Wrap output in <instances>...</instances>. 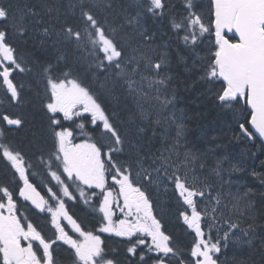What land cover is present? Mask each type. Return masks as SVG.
Returning <instances> with one entry per match:
<instances>
[{
    "label": "snow or ice",
    "instance_id": "snow-or-ice-1",
    "mask_svg": "<svg viewBox=\"0 0 264 264\" xmlns=\"http://www.w3.org/2000/svg\"><path fill=\"white\" fill-rule=\"evenodd\" d=\"M257 151L264 0H0V264H264Z\"/></svg>",
    "mask_w": 264,
    "mask_h": 264
},
{
    "label": "trees",
    "instance_id": "trees-1",
    "mask_svg": "<svg viewBox=\"0 0 264 264\" xmlns=\"http://www.w3.org/2000/svg\"><path fill=\"white\" fill-rule=\"evenodd\" d=\"M185 96H187L188 98L185 99ZM192 99H194V94H183L179 106H187L189 114L195 115L196 105L191 103ZM204 111L205 115L202 118L189 121L188 127L190 138L199 137L204 132H207L210 136L219 134V129L215 127V122L217 120L215 112L211 111L210 109H204ZM256 156L259 158L257 159L254 157L252 160H247V157H245V160L247 161V163L245 164V168L248 169V172H240L237 175L244 177V179L240 181L241 185H246L248 188L252 189V191L258 193L259 191L264 190V188H262V186L260 185L258 178L252 177L250 175V172L252 171L253 167L257 172L261 171V161H264V156H261L258 151L256 153ZM257 207H259V205H257ZM234 251L239 252V249H230L228 253L229 258H231V256L234 254Z\"/></svg>",
    "mask_w": 264,
    "mask_h": 264
}]
</instances>
